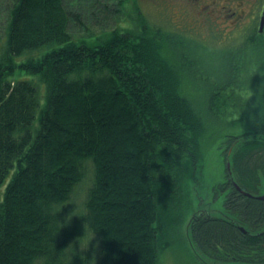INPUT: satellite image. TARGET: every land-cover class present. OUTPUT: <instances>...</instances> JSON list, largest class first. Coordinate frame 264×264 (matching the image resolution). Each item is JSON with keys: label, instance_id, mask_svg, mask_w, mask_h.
I'll return each instance as SVG.
<instances>
[{"label": "trees", "instance_id": "16d2710c", "mask_svg": "<svg viewBox=\"0 0 264 264\" xmlns=\"http://www.w3.org/2000/svg\"><path fill=\"white\" fill-rule=\"evenodd\" d=\"M128 1L133 24L104 30L97 41L73 36L83 20L118 17ZM0 22V264H59L55 244H78L86 218L73 216L54 244L60 224L50 209L69 202L87 178L81 211L99 228L90 246L100 242L97 264H160L187 220L207 132L236 112L231 124L245 127L223 146L233 159V176L222 183L231 189L226 205L264 223V201L232 183L253 192L264 171L259 27L222 45L227 70L213 76L202 68L200 41L152 25L136 0H0ZM19 70L37 79L17 78ZM197 80L206 88L195 96ZM71 204L57 214L62 222ZM235 222L196 214L186 222L188 241L233 264H262L264 230L245 234Z\"/></svg>", "mask_w": 264, "mask_h": 264}, {"label": "rangeland", "instance_id": "374dc122", "mask_svg": "<svg viewBox=\"0 0 264 264\" xmlns=\"http://www.w3.org/2000/svg\"><path fill=\"white\" fill-rule=\"evenodd\" d=\"M128 2L126 9L118 17L112 18L110 16L106 19L105 14L100 13L97 19L83 20L82 22L85 26L74 29L73 36L75 38L82 35L85 37L93 36V40L97 41L99 37L97 35L101 34L104 30L125 25L127 22L133 24L134 21H130L129 18L131 17L130 13L135 16L134 8ZM136 2L144 16L152 25L160 26L163 31L168 29L175 33L180 32L182 33L180 37L184 40L194 38L200 41L199 55H203L206 61V67L202 68L213 76L222 75L227 70V55L223 54L224 49L222 45L224 43L231 44L242 40V36L249 31L251 25H255L256 21L259 24L264 8H262L264 4L262 0H249L250 3L245 2L242 6H237L236 2L233 1L228 2L225 5V10H228L227 13L232 11L238 12L240 10L243 14L246 13L244 19L236 20L234 14L226 18L225 13L218 14V5H210L204 8V4H209L211 0H205V2L204 0H136ZM253 2L256 6L261 2L260 7L262 9L259 11L260 16ZM256 14L259 19L257 18L255 21ZM4 29L5 23L0 22V34L2 37ZM252 50L254 49L249 48V51ZM16 59L18 62H21L25 57L22 55ZM203 73L206 74L204 71ZM16 77L37 79V76L21 70L17 71ZM40 87L41 89L43 88L42 85ZM205 88V82L203 80H197L194 82L192 90L195 91V96H197ZM247 103H244L245 106L241 109L240 115L246 112ZM248 110L250 111V107ZM237 115L238 113L236 112L231 116L225 117L221 124L214 125L207 132L208 137L204 142V158L201 174L189 181L187 190L188 199L184 198L190 202L188 207L185 208L187 216L186 222L196 214H210L216 217L234 219L237 223L250 230L264 229V223L255 226L253 223L245 220L242 211L239 209H229L226 205V197L230 189L223 188L222 183L228 179V162H231V160L225 161L224 157L226 154L223 146H228L227 142L232 140L231 136L239 134L245 127L244 125L237 126L231 124V121ZM231 149L233 150V148ZM257 175V182L261 184L254 195H264V171L260 169ZM89 180L90 178H87L73 195V198H78L81 201V208L84 203ZM4 188L5 186L1 187V192H3ZM75 207L74 205V209ZM186 222L180 228L176 229L175 235L172 237V244L160 255V264H233L230 263L231 260L222 253H218L217 250L204 246L205 252L203 253L199 249L198 244L197 246L194 243L195 247L194 244L190 243L187 238L188 226ZM231 242H233V239H231Z\"/></svg>", "mask_w": 264, "mask_h": 264}, {"label": "clouds", "instance_id": "9594fccd", "mask_svg": "<svg viewBox=\"0 0 264 264\" xmlns=\"http://www.w3.org/2000/svg\"><path fill=\"white\" fill-rule=\"evenodd\" d=\"M72 203L76 207L74 211L70 212L68 216L64 219L62 222L58 218V213L61 211V209L69 204ZM53 215H55L56 219L59 221L60 227L53 235V240L55 244V236L56 234L61 230V228L64 226V224L70 223L72 220V217L75 215H79L86 218L85 223V234L83 236L77 237V242L70 243L67 247H65L62 250H57L56 244H55V250L58 254L59 258V264H74V258L79 257L81 260V264H97V256H98V250L100 248V242L96 241V244L94 247L90 246L92 245V241L96 237L97 231L99 228H93L90 224V218L81 211V201L78 198H69V202L63 203L57 207L54 205L50 209ZM86 224L89 226L86 228ZM89 251H91V255H88Z\"/></svg>", "mask_w": 264, "mask_h": 264}, {"label": "flooded vegetation", "instance_id": "af4514ba", "mask_svg": "<svg viewBox=\"0 0 264 264\" xmlns=\"http://www.w3.org/2000/svg\"><path fill=\"white\" fill-rule=\"evenodd\" d=\"M231 1L236 2L237 6H242V4H244L245 2L250 3L249 0H211V2L209 4H206V3L204 4V8H206V7L210 6V5H218V14L225 13V17L231 16V15L234 14L236 20H239L241 18L244 19L246 17V13L243 14L241 10L238 11V12L237 11H232L230 13H227L228 10H225V8H226L225 5L228 4V2H231ZM204 2H205V0H204ZM223 3H225V4H223ZM251 6H252V3H251ZM259 10H260V4L258 6V14H259ZM257 18H258V15L256 14L255 21H256ZM257 25H258V22H257ZM257 25L255 27H257Z\"/></svg>", "mask_w": 264, "mask_h": 264}, {"label": "water", "instance_id": "95a60500", "mask_svg": "<svg viewBox=\"0 0 264 264\" xmlns=\"http://www.w3.org/2000/svg\"><path fill=\"white\" fill-rule=\"evenodd\" d=\"M263 30H264V10H263V14H262L261 21H260V31H263ZM236 187H237L240 191H242L243 193H245V194L248 195V196H250V195H251V196H255V195H253V194H251V193H249V192L243 190V189H242L237 183H236ZM255 197L264 200V195H259V196H255Z\"/></svg>", "mask_w": 264, "mask_h": 264}, {"label": "bare ground", "instance_id": "6f19581e", "mask_svg": "<svg viewBox=\"0 0 264 264\" xmlns=\"http://www.w3.org/2000/svg\"><path fill=\"white\" fill-rule=\"evenodd\" d=\"M256 51V50H255ZM254 52V51H253ZM224 143V142H223ZM207 153V152H206ZM225 158V157H224ZM227 160V159H226Z\"/></svg>", "mask_w": 264, "mask_h": 264}]
</instances>
